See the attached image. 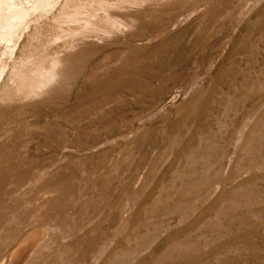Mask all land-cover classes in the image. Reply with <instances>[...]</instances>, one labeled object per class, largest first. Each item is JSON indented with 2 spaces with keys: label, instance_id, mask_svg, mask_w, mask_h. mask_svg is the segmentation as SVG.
<instances>
[{
  "label": "rangeland",
  "instance_id": "1",
  "mask_svg": "<svg viewBox=\"0 0 264 264\" xmlns=\"http://www.w3.org/2000/svg\"><path fill=\"white\" fill-rule=\"evenodd\" d=\"M0 264H264V0H0Z\"/></svg>",
  "mask_w": 264,
  "mask_h": 264
},
{
  "label": "bare ground",
  "instance_id": "2",
  "mask_svg": "<svg viewBox=\"0 0 264 264\" xmlns=\"http://www.w3.org/2000/svg\"><path fill=\"white\" fill-rule=\"evenodd\" d=\"M8 258V257H7Z\"/></svg>",
  "mask_w": 264,
  "mask_h": 264
}]
</instances>
